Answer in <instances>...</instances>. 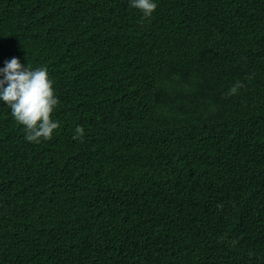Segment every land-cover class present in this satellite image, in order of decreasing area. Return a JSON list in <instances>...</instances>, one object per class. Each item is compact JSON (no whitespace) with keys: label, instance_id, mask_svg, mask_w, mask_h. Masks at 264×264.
I'll use <instances>...</instances> for the list:
<instances>
[{"label":"trees","instance_id":"obj_1","mask_svg":"<svg viewBox=\"0 0 264 264\" xmlns=\"http://www.w3.org/2000/svg\"><path fill=\"white\" fill-rule=\"evenodd\" d=\"M156 3L0 0L59 101L0 102V264H264V0Z\"/></svg>","mask_w":264,"mask_h":264},{"label":"clouds","instance_id":"obj_2","mask_svg":"<svg viewBox=\"0 0 264 264\" xmlns=\"http://www.w3.org/2000/svg\"><path fill=\"white\" fill-rule=\"evenodd\" d=\"M133 8L150 16L157 7L156 0H129ZM240 87L234 85L230 93H235ZM0 102L11 110L15 120L25 129V139L39 142L40 138L49 139L58 122L51 119V113L59 103L54 94L53 80L44 66L31 67L22 64L20 59L12 57L4 61L0 67ZM76 136L83 134V128L76 126Z\"/></svg>","mask_w":264,"mask_h":264}]
</instances>
